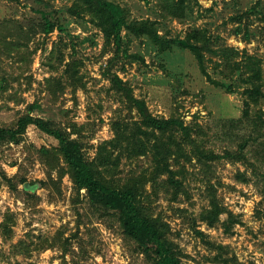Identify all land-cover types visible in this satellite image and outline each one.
Returning <instances> with one entry per match:
<instances>
[{
	"label": "rangeland",
	"instance_id": "374dc122",
	"mask_svg": "<svg viewBox=\"0 0 264 264\" xmlns=\"http://www.w3.org/2000/svg\"><path fill=\"white\" fill-rule=\"evenodd\" d=\"M43 1L58 13L57 20L65 31L61 33L56 30L50 36L38 35L34 38L31 48L38 51L33 57L30 71L25 74L33 76L34 85L22 93L26 105H11L10 110L0 109V126L12 122L18 113L25 111L27 104L38 102L33 114L52 121L59 128H65L68 122L79 125L92 122L94 126L82 139L88 157L92 158L96 146L113 138L111 122L115 111L121 106L117 97L108 92L110 71L130 84L136 97L147 102L153 115L167 119L180 117L186 124H200L206 132L204 142L207 148L217 153L224 152L226 148H237L238 137L235 134H238V130L233 129L231 121L244 116L247 85L240 82L237 75L233 79H225L220 74L225 67L216 69L220 59L215 53L229 48L239 52L238 62L242 63L246 55L260 59L264 94V0H199L198 6L194 4L195 17L185 23L161 21L154 0H111L125 8L131 19L160 22V34L172 42L184 41L190 30L208 32L211 42L209 50L205 51L207 71L217 82L232 85L234 93L212 84L200 70L192 53L175 45L171 51L162 53L147 40L133 41L125 48L143 57L145 63H131L120 58L110 69L109 61L114 53L111 50L102 56L104 37L100 30L88 19L67 15L73 0ZM40 3L39 0H0V20L14 18L27 23L32 17L36 21L39 17L35 9ZM240 17V21L236 20ZM239 28L241 31L237 33ZM55 49L57 51L53 56L51 53ZM61 52L65 57L62 64L59 62ZM72 57L81 63L80 73L85 77L86 88L79 90L76 97L69 88L55 103L43 91L45 79L57 76L67 82L65 65ZM19 65L23 64L9 69L18 72ZM21 83L22 90H25L26 79ZM261 113L264 117V97L260 106L252 108L251 116L254 118ZM231 129L235 134L231 133ZM57 145V140L32 127L20 145L6 144L0 147V172L4 171L9 178L25 176L30 187L38 181H46V168L38 157L37 148ZM248 152L251 162H254L253 148L249 147ZM258 157L263 160L264 151ZM148 167L150 159L147 158L125 162L122 177ZM216 172L219 198L230 212L239 217L240 224L230 234L225 232L222 224L213 229L201 223L197 226L208 236L209 242L227 248L228 256L223 257L227 264H264L262 182L253 174L251 167L241 163L221 161L216 165ZM191 174L188 197H182L178 203L172 204L161 195L154 209L171 225L175 240L188 256L185 264H216L212 259L218 252L211 251L193 231L192 219L197 218L209 203L199 170L191 167ZM239 174H245L249 183L240 182ZM24 187L20 185L18 191H12L7 186L0 187V224L8 211L13 212L18 221L14 243L25 239L28 233L53 237L58 230H65L68 237L79 234L78 238L72 239V253L66 258L67 264H143V257L132 255L125 244L118 224L98 219V215L89 211L86 199L78 207L73 204L74 188L69 177L60 186L61 194L40 188L39 184L33 186L36 187L34 191L29 188L28 191L39 197L37 203L24 192ZM78 211L83 214L82 217L78 216ZM226 220L227 215L222 216L221 223ZM10 250L11 244L0 235V264H63L61 254L56 250L35 253L31 259L23 256L10 258Z\"/></svg>",
	"mask_w": 264,
	"mask_h": 264
},
{
	"label": "trees",
	"instance_id": "16d2710c",
	"mask_svg": "<svg viewBox=\"0 0 264 264\" xmlns=\"http://www.w3.org/2000/svg\"><path fill=\"white\" fill-rule=\"evenodd\" d=\"M154 1L160 11V19L164 22H188L195 17L194 4L199 5V0ZM39 2L40 6L35 9L36 16L39 17L36 21L32 17L27 23L14 18L0 20V109L10 110L11 105H26L22 93L34 85L33 76L25 75L30 71L33 57L38 51L31 48L34 38L38 35L50 36L56 30L61 33L65 31L57 20L58 13L50 9L45 1ZM128 14L125 8L111 0H73L72 6L67 10L69 17L88 19L103 34L102 56L111 50L114 53L109 61L110 69L120 58L130 60L131 63H145L143 57L132 54L125 48L126 44L133 41L147 40L162 53L171 51L175 45L192 53L200 70L212 84L234 93L232 85L217 82L207 71L205 51L209 50L211 42L208 32L201 29L190 30L184 41L176 43L160 34V22L131 19ZM241 19L242 17L236 20ZM240 31V28L236 30L237 33ZM56 51L55 49L51 55L54 56ZM60 55L62 57L59 62L62 64L65 57L62 52ZM215 55L220 59L216 69L225 67L220 72L225 79H233L237 75L239 81L247 85L244 92V116L231 121L233 129L238 130V134H235L231 129V133L238 137L236 149L226 148L224 152L217 153L206 147V132L200 124H186L180 117L167 119L153 115L147 102L136 97L130 84L110 71L108 79L111 85L108 92L117 97L121 106L112 118L113 138L96 146L94 157H88L82 141L89 128L94 126L92 122L83 125L68 122L65 128H59L52 121L33 114L38 102L27 104L25 111L18 113L12 122L0 126V147L6 144L20 145L32 127L57 140L58 145L55 147L37 148L38 157L46 168L47 179L35 184L61 194L60 186L69 177L74 188L73 204L78 207L86 199L89 211L98 215V219L118 224L125 244L132 255L143 257V264H185L187 254L175 240L171 225L162 214L156 213L154 204L161 199V195L172 204L178 203L182 197H188L191 167L197 168L204 179L209 204L197 218L192 219L193 231L211 251L218 252L212 259L213 262L227 264V260H223V257L228 256L227 248L209 242L208 236L197 225L201 223L213 229L222 224L225 232L230 234L240 224L239 217L230 212L219 198L217 163L229 161L251 167L253 174L264 186V159L258 157L264 151V117L262 113L254 118L251 116L252 108L260 106L264 97L263 71L262 62L256 57L246 55L242 63L238 62L240 54L234 49L223 48ZM20 63L23 65L18 66V72L9 69H16V65ZM80 65L75 57L66 63L64 76L67 82L57 76L45 79L43 91L55 103L59 102L69 88L75 97L79 90L86 88ZM24 79L27 86L22 90L21 82ZM249 147L253 148L254 162L250 160ZM29 149L32 150L31 147ZM142 158L150 159V167L131 171L122 177L125 162L132 163ZM238 180L244 184L250 181L245 174H239ZM26 184L25 176L9 178L4 171L0 172V187L7 186L12 191H18L20 185ZM35 184H31L32 187ZM24 192L29 194V198L35 199L36 203L39 201L36 193L33 194L25 187ZM77 213L78 216H83L80 211ZM224 215H227V220L221 223ZM261 215L264 221V199ZM17 224L16 216L11 211L4 215L0 224L1 237L11 244L8 257L16 259L23 256L31 259L35 253L56 250L60 252L63 264H67L66 258L72 253V239L78 238L79 234L68 237L65 230H58L53 237L28 233L25 239L14 243Z\"/></svg>",
	"mask_w": 264,
	"mask_h": 264
},
{
	"label": "water",
	"instance_id": "95a60500",
	"mask_svg": "<svg viewBox=\"0 0 264 264\" xmlns=\"http://www.w3.org/2000/svg\"><path fill=\"white\" fill-rule=\"evenodd\" d=\"M25 188H26L27 190L30 188V189L33 190V191L36 189V187H30L28 184L25 185Z\"/></svg>",
	"mask_w": 264,
	"mask_h": 264
}]
</instances>
